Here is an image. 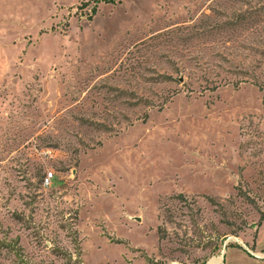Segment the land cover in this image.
I'll list each match as a JSON object with an SVG mask.
<instances>
[{
    "label": "rangeland",
    "instance_id": "obj_1",
    "mask_svg": "<svg viewBox=\"0 0 264 264\" xmlns=\"http://www.w3.org/2000/svg\"><path fill=\"white\" fill-rule=\"evenodd\" d=\"M260 215L264 0H0V264L264 259Z\"/></svg>",
    "mask_w": 264,
    "mask_h": 264
},
{
    "label": "crops",
    "instance_id": "obj_2",
    "mask_svg": "<svg viewBox=\"0 0 264 264\" xmlns=\"http://www.w3.org/2000/svg\"><path fill=\"white\" fill-rule=\"evenodd\" d=\"M264 229V226L262 227V230ZM229 250L230 254H234V255H240L242 256L243 260V264H248V263H252V264H260V263H264V259H253L251 258L240 246H229L224 248V250L222 251L220 257V262L219 264H225V257L227 255V251ZM256 250H258L259 254H261V252H264V249L261 248V244H260V237L257 240V247ZM218 258H212V259H218ZM251 261V262H250ZM228 264H236L235 261L231 262L229 261Z\"/></svg>",
    "mask_w": 264,
    "mask_h": 264
},
{
    "label": "built area",
    "instance_id": "obj_3",
    "mask_svg": "<svg viewBox=\"0 0 264 264\" xmlns=\"http://www.w3.org/2000/svg\"><path fill=\"white\" fill-rule=\"evenodd\" d=\"M52 178V174H48V176H46L43 180L44 185H48L49 182L51 181Z\"/></svg>",
    "mask_w": 264,
    "mask_h": 264
},
{
    "label": "bare ground",
    "instance_id": "obj_4",
    "mask_svg": "<svg viewBox=\"0 0 264 264\" xmlns=\"http://www.w3.org/2000/svg\"><path fill=\"white\" fill-rule=\"evenodd\" d=\"M220 258L218 259H211L207 264H219Z\"/></svg>",
    "mask_w": 264,
    "mask_h": 264
},
{
    "label": "trees",
    "instance_id": "obj_5",
    "mask_svg": "<svg viewBox=\"0 0 264 264\" xmlns=\"http://www.w3.org/2000/svg\"><path fill=\"white\" fill-rule=\"evenodd\" d=\"M103 1H105V2H111L112 0H103ZM93 12H94V10H93ZM245 19V18H244ZM246 20V19H245ZM264 219V215H260V220H263Z\"/></svg>",
    "mask_w": 264,
    "mask_h": 264
}]
</instances>
